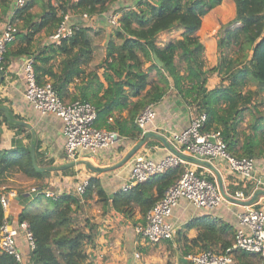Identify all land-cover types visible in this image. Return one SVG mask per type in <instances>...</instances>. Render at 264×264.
Listing matches in <instances>:
<instances>
[{
    "label": "trees",
    "instance_id": "trees-1",
    "mask_svg": "<svg viewBox=\"0 0 264 264\" xmlns=\"http://www.w3.org/2000/svg\"><path fill=\"white\" fill-rule=\"evenodd\" d=\"M222 1L137 0L135 11L120 7V25L107 39L105 57L94 70L86 72V66L93 58V46L87 35L89 29L83 25L87 18L82 15L104 16L113 5H119L120 0H27L12 17L19 27L15 37L25 45L11 51L9 46L14 38L7 47L3 66L8 55H30L38 84L50 82L64 102L80 100L92 104L96 110L94 125L97 128L114 130L139 140L141 131L135 124L136 116L146 105L156 104L172 89L186 106L206 115L203 129L219 131L231 156L261 158L264 156V112L257 110L254 99L264 92V0H233L234 18L226 24L224 35L217 40L218 63L204 69L203 45L196 32L202 18ZM38 4L41 11L32 12ZM11 7L12 0H0V23L6 19ZM65 13H70L67 24L76 27L72 35L58 45L50 41L40 51L31 52L34 36L42 30L51 35ZM171 32H180L182 36L160 46L159 37ZM58 55L63 56V60L54 71L49 62ZM98 69L103 70L106 85L100 81ZM213 73L225 76L209 89L207 81ZM75 79L80 82L74 84L75 92H71L68 87ZM249 83L255 84L256 89H245ZM123 110H127L126 117L120 115ZM247 113L252 120L248 125L249 132L241 130ZM9 116L13 121H9L0 108V143L6 133L11 134L10 146L0 148V182L15 173L30 179H45L51 171L34 169L30 135L11 113ZM34 153L39 167H52V162L41 158L37 144ZM71 169L61 173L68 175ZM182 170L175 167L156 174L129 191H117L111 198L95 178H88L81 198L72 193L60 194L56 199L41 194H17L21 205L18 222H26L34 242V248L29 251V263L90 264L85 245L91 240L92 227L87 219L83 228L76 220L78 213L83 214L84 202L94 194L104 209L109 206L128 218L137 211L144 217L179 178ZM47 187L48 184L38 183L35 188L43 190ZM43 198L47 199L46 206L29 210ZM3 217L0 206V225ZM86 227L89 228L87 232L83 230ZM195 227L199 233L192 246H197L199 251L222 253L231 244L225 236L231 234L232 229L221 221L204 217L186 225L187 229ZM251 254L240 253L242 258ZM257 257L258 263L263 264V257ZM0 264L20 263L12 255L0 251Z\"/></svg>",
    "mask_w": 264,
    "mask_h": 264
},
{
    "label": "crops",
    "instance_id": "crops-1",
    "mask_svg": "<svg viewBox=\"0 0 264 264\" xmlns=\"http://www.w3.org/2000/svg\"><path fill=\"white\" fill-rule=\"evenodd\" d=\"M136 2L137 0H120L119 5L125 4L124 8L135 7ZM32 12L34 11L32 10ZM234 15L233 0H223L220 5L213 8L202 18L197 36L206 49V67L212 68L217 64L216 39L214 36L219 28L218 24L231 21ZM83 25L89 29L87 35L90 34L89 36L93 38L100 28L102 30L103 26H106L105 17L103 15L91 16L84 21ZM173 33L160 36L159 45L162 46L171 38H181L177 32L174 35ZM110 34L106 33V38H109ZM49 42V35L42 30L34 36L31 52L40 51ZM106 42L107 39L102 43H100V40L95 42L92 39L93 58L90 64L86 66V72L94 70V67L103 60ZM24 45L20 39L15 37L9 49L16 51L17 48ZM25 57H28V55L14 54L7 56L0 83V105L6 108L8 114L11 113L17 122L26 128V133L30 135L29 142H33L34 145L37 144L41 158L44 161L52 162L51 168H58L70 162L63 153V124L61 119L53 114H39L24 98L23 65ZM62 57L58 55L50 60L49 63L54 71L58 70ZM102 73V69L97 70L100 81L106 85ZM45 80H48L47 76H45ZM79 82L80 80L75 79L74 83L69 85V90L75 92L74 84ZM218 84V76L212 75L208 78L207 87L209 89ZM155 111V119L148 125L147 133L156 136H148L133 156L128 157L129 152L144 137H140V140L128 138V140L103 149L93 156L82 154L77 159L88 161L92 166L100 169L99 171L91 170L84 164L73 167L71 175H64L61 173L62 171L51 170L50 178L44 180V183L49 186L47 189L59 195L63 193L75 194L74 188L79 181L86 178H95L111 198L114 193L120 191L122 186L128 183L134 157L142 155L153 161L161 160L173 150L168 143V137L172 133L184 130L189 125L191 116L195 113L194 108L186 106L172 89L168 90L162 99L155 104ZM113 113L119 115L116 111ZM120 115L126 117L127 110H123ZM109 121L112 122V118ZM24 124L29 125V127ZM10 137V133L4 135L0 148L10 146ZM159 137L165 140L166 143ZM256 159L254 180H243L233 175L226 162L221 159L210 162L199 160L200 162L197 163L188 161V167L196 170L199 175L215 181L218 188L221 184L223 191L230 199L224 197V201L212 209L197 208L186 200H180L168 219L175 229L173 238L158 243L148 242L135 233L134 227L143 222V217L137 211H134L132 217L128 218L109 206L104 209L93 194L92 198L84 202L82 214L89 221V226L92 227L91 240L85 245L90 264H184L182 259H185L188 253L199 251L197 246H192L193 242L197 241L199 229L197 227L187 229L186 225L190 221L204 217L229 225L232 233L226 235L225 238L232 242L235 232L240 228L238 214L250 207L255 209L263 207L264 210V156ZM2 187L0 185V188ZM236 193H242L243 198H236ZM255 195L253 202L250 203ZM24 196H28V193H24ZM17 245L23 257L22 264H30V249L23 235L18 237ZM240 253L234 255L232 264H259L257 255L251 254L247 258H242ZM186 264L188 263L186 262Z\"/></svg>",
    "mask_w": 264,
    "mask_h": 264
},
{
    "label": "built area",
    "instance_id": "built-area-1",
    "mask_svg": "<svg viewBox=\"0 0 264 264\" xmlns=\"http://www.w3.org/2000/svg\"><path fill=\"white\" fill-rule=\"evenodd\" d=\"M26 2L27 0H12V7L6 19L0 23L1 72L7 47L14 40L17 32L16 22L12 21V17L15 10L23 7ZM119 10L118 5L115 4L104 14L106 26L116 28L120 25ZM82 17L89 18L86 14ZM69 19L70 13H65L62 22L49 35V41L58 45L63 39L72 35L76 27L73 24H67ZM33 65L32 57H25L24 98L39 114H53L61 119L64 137L63 153L68 161H75L82 154L93 156L103 149L128 140V137L120 135L117 131L97 128L94 125L96 110L92 104L80 100L64 102L57 96L50 82L38 84ZM155 116V104L146 105L136 116L135 124L141 131V138L147 133V127L153 122ZM205 122L206 115L195 111L184 130L172 133L168 137V143L175 152H170L159 161H153L142 155H136L133 159L129 181L121 188L124 192L131 190L139 183L146 182L156 174L175 167L183 169L179 178L145 213L143 222L134 227L135 233L148 242L158 243L173 238L175 229L168 219L180 200H186L195 207L204 209L215 208L224 201L217 183L188 167L189 162L183 156L208 162L216 159L224 160L233 175L243 180H254L257 159L231 156L227 152L220 132L205 131L203 129ZM87 185V178L79 181L74 188L75 195L83 197ZM29 194H41L50 199H56L59 195L50 189L37 190L35 187L30 189ZM236 198L242 199L243 194L236 193ZM17 200L18 195L15 191L6 187L0 188V206L4 215L0 225V251L12 255L22 264L23 257L17 245V238L22 234L30 250L34 248V242L26 222H18L21 205ZM238 221L240 228L237 229L231 244L224 252L215 253L208 250L188 253L185 256L186 262L188 264H232L234 255L239 252L264 257V210L250 207L238 214Z\"/></svg>",
    "mask_w": 264,
    "mask_h": 264
},
{
    "label": "rangeland",
    "instance_id": "rangeland-1",
    "mask_svg": "<svg viewBox=\"0 0 264 264\" xmlns=\"http://www.w3.org/2000/svg\"><path fill=\"white\" fill-rule=\"evenodd\" d=\"M149 1V0H148ZM52 2H54V1H52ZM146 2V1H145ZM143 5V4H142ZM124 6H125V4H123V5H118V10H119V8L121 7V9L122 8H124ZM119 10V12H120V14L122 13L121 11L122 10ZM125 9H128V10H130V11H135V10H137L138 9V7L137 6H135V7H127V8H125ZM32 10L34 11V13H39L40 11H41V7H40V5L38 4V5H35L33 8H32ZM202 22V21H201ZM228 23V22H227ZM227 23H223V24H221V23H219L218 24V26H219V28L217 29V31H216V34H215V36H214V38L216 39V56H217V63H218V54H217V40L220 38V37H222L223 35H224V27L226 26V24ZM119 24H120V22H119ZM17 29H19V27L17 28ZM104 29V30H103ZM103 29L101 30V28L98 30V32H97V34H95L94 35V37L93 38H91V36H89V38H90V41L92 42V39H94V41L96 42L97 40H100V43H102L104 40L106 41V39H108V38H106V33H113V31H114V28H110V27H108V26H103ZM90 33V32H89ZM174 33H176V32H174ZM174 33H173V35H174ZM169 34V33H168ZM177 34H178V36H182L181 35V33L180 32H177ZM92 35V34H91ZM163 35V34H162ZM161 35V36H162ZM196 35H197V32H196ZM108 36V35H107ZM198 37V36H197ZM168 38V37H167ZM172 39V38H171ZM199 39V38H198ZM162 41V40H161ZM200 41V40H199ZM160 41H159V39H158V43H159ZM202 45H203V52H202V59H203V62H204V69H210L209 67H206V65H205V54H206V49H205V47H204V44L203 43H201ZM231 55H233L232 53H231ZM63 60V57H62V59L60 60V62ZM147 65H149V64H146V66ZM145 66V67H146ZM212 75H216V76H218V78H219V83H220V80L222 79V78H224V74L223 73H221V74H216V73H213ZM211 75V76H212ZM245 89H251V90H255L256 89V86H255V84H252V83H249L246 87H245ZM254 102L255 103H257L256 105V107H257V110L258 111H261V112H264V92L261 94V96H258L257 98H255L254 99ZM251 116L247 113L246 115H245V121L244 122H242V125H241V130L243 131H248V125H249V122L251 123L252 122V120H251V118H250ZM250 131V130H249ZM248 131V132H249ZM72 169L70 170V171H68V175H71L72 173H73V167H71ZM53 173H56V172H53ZM50 175H51V173L49 174V176H47L45 179H41V180H35V179H30V178H27V177H25V176H23L22 174H17V173H15V174H13V175H11L8 179H4L2 182H0L1 184V186H3V187H6L7 189H9V190H13V191H15L16 192V194H24V193H28L29 192V190L32 188V187H36V185L38 184V183H44L46 180H48L49 178H50ZM45 180V181H44ZM43 181V182H42ZM48 203H47V199H45V198H43L42 200H41V202L39 203V204H37V205H35L34 207H33V205H31L30 207H29V210L30 209H34V210H38V209H41V208H43L44 206H46ZM261 207V206H260ZM261 208H263V207H261ZM79 215H77V216H79V217H77L76 218V220H77V225L79 226V227H82L83 228V226L85 225L84 224V220L86 219V218H84V216L82 215V212L81 213H78ZM84 231H89V228H85V229H83Z\"/></svg>",
    "mask_w": 264,
    "mask_h": 264
},
{
    "label": "water",
    "instance_id": "water-1",
    "mask_svg": "<svg viewBox=\"0 0 264 264\" xmlns=\"http://www.w3.org/2000/svg\"><path fill=\"white\" fill-rule=\"evenodd\" d=\"M158 62H159V61H158ZM159 63H160V62H159ZM1 81H2V72L0 71V83H1ZM0 108H1V110L4 111L5 116L7 117V119H8L9 121H13V119H11L10 116H9V114H8V110H7L6 108H3V107H0ZM24 125H26V124H24ZM26 126L29 127V125H26ZM32 136H33V132H32ZM148 136H156V135L151 134V133H149V134H148V133L145 134V135H144V138L141 139V140L138 142V144L135 145V147L129 152L128 157L133 156V155L137 152V150L143 145L144 140H145ZM159 138H160L161 140H163L161 137H159ZM163 141H165V140H163ZM165 143H166V141H165ZM30 151H31L32 165H33L34 169H35L36 171H39V172L51 171V170H53V171H62V170H64V169H68V168H71V167H75V166L78 165V164H84V165H86V166H87L89 169H91V170H96V171H99V170H100V169H98V168L92 166L90 163H88V161L83 160V159H81V160H75V161H70V162H68L67 164H65V165H63V166H61V167H58V168L39 167V166L36 164V161H35V153H34V144H33V142L30 143ZM172 152H175V151L172 150ZM183 158L186 159L187 161H190V162H196V163H197V162H200V161L197 160V159H194V158H191V157H187V156H183ZM219 190H220V193H221L225 198H228V196H227V195L225 194V192L223 191V188H222V185H221V184H219ZM263 192H264V191H263ZM256 195H257V194H256ZM256 195L251 199L250 203L253 202V200H254V198L256 197ZM228 199H230V198H228ZM232 200H233V199H232ZM182 263L186 264V260H185V259H182ZM263 263H264V257H263Z\"/></svg>",
    "mask_w": 264,
    "mask_h": 264
}]
</instances>
